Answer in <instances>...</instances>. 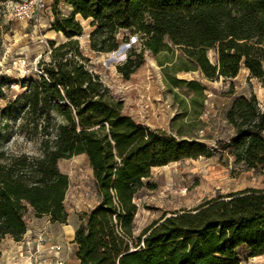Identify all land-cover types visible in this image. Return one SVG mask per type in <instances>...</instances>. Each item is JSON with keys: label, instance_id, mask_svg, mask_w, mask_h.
<instances>
[{"label": "trees", "instance_id": "1", "mask_svg": "<svg viewBox=\"0 0 264 264\" xmlns=\"http://www.w3.org/2000/svg\"><path fill=\"white\" fill-rule=\"evenodd\" d=\"M60 4L72 15L60 17ZM51 27L67 42H50L44 74L23 94L27 113L42 123L39 155H7L0 146V245L19 241L28 216L66 225L69 177L60 160L85 155L95 178L98 205L75 233L80 264H240L237 251L264 255V189L250 188L203 200L173 213L135 236L136 199L155 168L185 159L211 158L215 152L166 130L168 116L160 86L147 65L154 57L180 49L209 80L235 79L242 67L264 87V0H53ZM90 21V49L113 53L123 31L143 37L117 66L114 83L132 89L129 99L115 95L92 73L76 37ZM128 42V38H124ZM215 49L212 64L208 51ZM26 114V112H25ZM235 130L229 147L234 164L264 173V112L255 95L234 101L227 115ZM1 256V250H0Z\"/></svg>", "mask_w": 264, "mask_h": 264}, {"label": "rangeland", "instance_id": "2", "mask_svg": "<svg viewBox=\"0 0 264 264\" xmlns=\"http://www.w3.org/2000/svg\"><path fill=\"white\" fill-rule=\"evenodd\" d=\"M52 5L53 0H0V146L7 155H39L41 152L43 138L34 129V123L42 121L27 113L23 94L30 82L44 74L39 62L42 59L49 62L50 42L56 46L67 42L63 34L51 27L56 19ZM57 11L60 17L72 15V9L63 4ZM76 19L83 27V34L75 40L89 60L88 69L107 87L113 88L116 96L129 99L132 89L114 83L119 78L117 66L125 62L131 49L141 50L143 37L123 31L116 52L96 53L90 49V21L80 16ZM124 38H128V42ZM207 55L216 65V50H209ZM147 65L160 86L168 116L167 132L177 139L200 142L215 154L211 158L185 159L152 171L149 182L153 189L142 190L136 199V237L162 218L194 209L205 199L250 188L264 189L261 170H245L234 164L229 144L235 130L227 122L234 101L241 97L255 95L264 112L262 80L252 78L244 67L235 79L209 80L175 47L156 57L148 53ZM58 167L70 181L65 200L69 217L65 226L78 228L85 215L99 203L93 170L85 155L60 160ZM28 219L30 227H40L46 222H37L31 215ZM60 227L56 224L51 229L56 237L61 236ZM62 242L68 247L66 254L70 264H78L74 247L70 246L73 242L66 239ZM237 257L240 264H264V255L252 258L246 247L238 249Z\"/></svg>", "mask_w": 264, "mask_h": 264}, {"label": "built area", "instance_id": "3", "mask_svg": "<svg viewBox=\"0 0 264 264\" xmlns=\"http://www.w3.org/2000/svg\"><path fill=\"white\" fill-rule=\"evenodd\" d=\"M66 243L59 241L51 231V222L30 227L6 258V264H70Z\"/></svg>", "mask_w": 264, "mask_h": 264}, {"label": "crops", "instance_id": "4", "mask_svg": "<svg viewBox=\"0 0 264 264\" xmlns=\"http://www.w3.org/2000/svg\"><path fill=\"white\" fill-rule=\"evenodd\" d=\"M30 215L33 216L34 220L37 221V222H41L43 220L46 221V222L50 221V219L48 217H43V218L39 219V218H35L33 213H31ZM28 221H30V220L28 219ZM27 224L29 225V223H27ZM59 225L61 227L59 228L58 232L61 234V236H57L58 240L60 239L62 241V239H66L67 242H73V243H71L70 246L74 247L75 254H77L78 246L74 243V240H75V233H76V230L78 228H75L73 226H65L63 224L62 225L59 224ZM52 227H56V224H52L51 223V229H52ZM15 243H16V241L13 238H11V237H6L2 241V243L0 245V250H1L0 264H6V258L10 254V252H12L14 250ZM77 263L80 264L78 259H77Z\"/></svg>", "mask_w": 264, "mask_h": 264}]
</instances>
